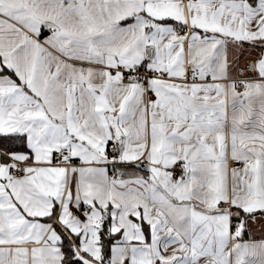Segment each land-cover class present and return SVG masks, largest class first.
Wrapping results in <instances>:
<instances>
[{
    "label": "snow or ice",
    "instance_id": "obj_1",
    "mask_svg": "<svg viewBox=\"0 0 264 264\" xmlns=\"http://www.w3.org/2000/svg\"><path fill=\"white\" fill-rule=\"evenodd\" d=\"M0 264H264V0H0Z\"/></svg>",
    "mask_w": 264,
    "mask_h": 264
}]
</instances>
